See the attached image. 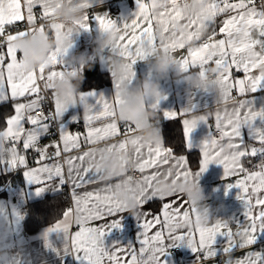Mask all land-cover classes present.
Wrapping results in <instances>:
<instances>
[{
    "label": "snow or ice",
    "instance_id": "snow-or-ice-1",
    "mask_svg": "<svg viewBox=\"0 0 264 264\" xmlns=\"http://www.w3.org/2000/svg\"><path fill=\"white\" fill-rule=\"evenodd\" d=\"M3 2L0 0V4ZM7 2L13 8L7 18L0 17V122L5 124L0 130V149L7 145L15 154L7 159L0 157V171L23 169L26 184L32 189L30 194L40 196L51 191L64 196L65 203L71 202L44 232L45 246L58 254L62 264L68 256L76 264H168L165 257L169 249L180 246L195 254L194 264H264V247L233 258L236 250L257 245L259 236L264 235V104L257 107L255 98L248 97L249 93L264 90V79L254 76L256 69L243 60L247 41H233L241 26L264 35V0H200L202 13L191 17L181 11L183 0H135V11L119 22L108 13H89L80 26L91 32L95 22L99 32L119 33L114 51L119 50L127 61L128 75L124 79L128 82L135 78L133 65L138 60L164 49L180 59L183 71L215 67L217 77L226 85V96H232L235 90L239 97H247L231 107L215 109V133L208 123L213 113L193 117V104L180 113L161 111L160 102L166 98L162 96L149 106L164 119L183 117L181 146L186 152L194 146L193 131L200 124L208 127L207 136L196 145L200 160L195 171L183 152L177 153L163 142H145L134 125L116 119V108L123 103L119 82L114 81L116 91L111 99L91 91L81 92L79 101L86 106L84 132L69 130L63 121L67 109L59 100H51L52 107L45 113L48 84L63 78L66 71L78 69L63 63L67 49L51 53L53 65L49 70L29 69L12 41L27 36L29 26L51 15L50 0ZM95 2L87 0L81 6L91 9ZM202 14L211 20L201 23ZM177 22L185 23L189 30L176 31ZM259 62L264 63V56ZM79 120L78 116L72 118L74 123ZM53 121L55 129L51 127ZM41 140L47 142L42 144ZM250 142H258L259 147ZM101 143L103 147H95ZM30 152L37 166H28ZM120 153L126 154L130 162V166L125 165V174L101 181L94 170L96 162ZM250 157H259V162L252 165L245 159ZM212 163L223 166L225 179L243 174L244 179L225 184L226 195L233 188L238 190L237 199L244 205L243 221L231 217L228 223L218 218L205 224L181 194H156L155 185L165 174L171 177L174 172L177 181L198 180ZM136 173L141 179L134 181ZM119 192L129 193L139 204L137 222L144 231L138 235V248L131 243L126 247L106 243L110 231L121 227L120 216L125 212L124 202L117 198ZM157 203L160 211L152 212L148 206ZM21 219L16 207L0 203V221L14 223V238L18 237ZM182 221L184 228L178 226ZM153 228L155 231L149 234ZM53 233L62 235L60 248L53 247L49 239ZM218 237L223 240L218 241Z\"/></svg>",
    "mask_w": 264,
    "mask_h": 264
},
{
    "label": "crops",
    "instance_id": "crops-1",
    "mask_svg": "<svg viewBox=\"0 0 264 264\" xmlns=\"http://www.w3.org/2000/svg\"><path fill=\"white\" fill-rule=\"evenodd\" d=\"M85 2H87V0H50L49 6L51 8V15L42 21H37L35 25H32V30L28 32L27 36H18L12 41L13 46L18 50L21 61L29 69H39L43 67L46 71L49 70L53 65L51 53L56 49H67L63 58V63L69 68H76L78 70L66 71L63 78H58L49 83V91L46 93L52 95L53 99L59 100L64 104L67 112L63 116V121L70 131H85L83 127V112L86 106L79 101L81 92L86 93L91 91L95 92L97 95L102 94L106 99H111L116 91L114 81L120 83V95L123 99V103L116 108V119L121 124L129 123L127 121L121 122L123 118L119 112L121 106L125 103L126 97L141 92L142 85L145 81L159 85L157 94L153 97H149L145 103L146 111L154 114V119H151L149 124L153 135L156 137V142L153 143L152 141L146 140L143 133L138 131V129H136V132L145 142L153 144L163 142L166 147H168L165 139L166 128L169 127L171 131L178 129L179 133L183 136V117L178 115L175 119L162 118V115L149 107L157 99L162 96L166 97L160 102L161 111H174L180 113L183 109L193 104L195 105V113H191L193 117L203 115L205 112H212L213 116L209 119L208 123L212 126L211 131L215 133V109L223 108L227 105L231 107V104L236 103L238 99L247 98L239 97L235 90H233L232 96H226V85L219 80L217 75L213 81H208L207 78L210 72L216 74L217 69L215 67L208 66L204 69L193 68L188 71H183L180 67V59L172 52L164 49L152 51L143 59L138 60L133 65L135 78L131 82H128L124 79L128 75L127 61L122 58L119 50L114 51V46L119 42V33L115 31L99 32L95 22L92 24L91 32L83 31L80 26L85 23L84 17L89 13H108L111 18L119 22L121 17H128L135 11V0H117L115 2H113V0H96L91 9L81 6ZM12 8L13 6L10 5L7 0H4V2L0 4V17L7 18ZM202 9L203 6L200 0H184L181 7L182 13L188 17L197 13H202ZM58 10H67L75 19H65L63 16H58ZM114 10L116 11L114 12ZM210 20V16L201 15V23ZM41 27L43 30H41ZM175 29L178 32H187L189 30L188 26L183 22H177L175 24ZM48 30L50 33H48ZM41 36L50 44V47L42 62L34 65L24 58L18 42H27ZM261 37H264V35L258 30L253 29L249 31L241 26L236 36L233 38V41L236 44L247 41L248 46L242 54L243 60L256 69L255 73H253L254 76L264 79V63L259 62L260 57L264 56V43L260 40ZM217 38L223 37L218 36ZM159 55H164L172 59L173 67L166 75L160 74L154 68L155 57ZM92 62L98 63L102 71L108 72L111 75L112 80L110 85L82 91L76 90L69 100L63 99L56 93L55 87L57 83L65 80H70L72 82V80L77 79L83 73L85 66ZM116 66H119L118 72ZM81 68L82 70H79ZM193 80L201 81L203 86L194 85ZM251 95L255 98L257 107L264 104V90L253 94L249 93L248 97ZM90 102L94 103L95 101ZM74 116L80 117L78 123L72 122ZM4 128L5 125L0 130ZM208 131L209 129L206 125L200 124L192 133L193 148L188 152H183L191 162L193 171L196 170V164H198L200 160V151L196 145L207 136ZM42 141L44 140H41V142ZM246 142H248L247 135ZM250 143H255V146L259 147L258 142ZM95 147H103V144L95 145ZM14 154V149L7 145L0 149V157L2 158L7 159ZM121 155L126 157V160L122 161L123 171L116 175V177H121L126 172L125 165L130 166L126 154H113L110 159L96 162L94 170L99 172V179L101 181L106 182L114 179L104 174L105 169H103L101 165L111 159L119 160ZM245 159L251 160L252 165L259 162V157ZM61 160H63V158H61ZM27 161L29 167L37 166L34 163L33 154L31 152L27 155ZM248 166L249 165L246 163V167ZM137 174L139 173L133 176L134 181L141 179V176L136 177ZM223 176V166L216 163L210 164L207 170L200 175L198 180L189 178L188 180L177 181L175 180L174 172L171 177L165 174L161 177L159 183L155 185L156 194L164 197L172 196L174 192L181 194L196 208L197 212L200 214L201 222L205 224L214 223L218 218L228 223L231 222V217L243 221L244 205L241 200L237 199L238 190L233 188L226 195L225 184L235 182L237 179H244V176L241 174L239 177L233 176L226 179L223 178ZM186 185H194L200 190V198L198 200L192 199L185 193ZM97 186L98 185H91L89 187ZM30 193H32V189L26 184L23 169L9 171L7 173L0 171V203L16 207L22 215L17 238H14L12 235L15 231L14 223L9 224L7 220L0 221V264H12L13 260L18 261V264H62V260L58 254L52 251L51 248L45 246L44 232L60 218L65 208L71 206V202L65 203L64 196H59L51 191H47L40 196ZM117 198L124 202L125 212L120 216L121 227L110 231L106 236V243L125 247L131 243L138 248V235L140 232L144 231L137 222V217L140 213L139 204L129 193L119 192L117 193ZM129 201L136 205L134 213L128 210ZM44 202H50L57 206L55 209L45 208L46 210H42V208L44 209L45 207L43 204ZM58 202L59 205L57 204ZM148 207L151 208L152 212L160 211L159 203L149 205ZM31 211H33V214L30 215ZM55 216H58L57 219ZM141 223H143V221H141ZM178 226L184 228L186 224L182 221ZM231 227L233 231L236 230L234 224L231 225ZM73 230H75V226ZM148 231L149 234H151L155 231V228L149 229ZM49 239L53 247H61L62 235L58 236L56 233H53L50 234ZM217 239L218 241L223 240L222 237H218ZM260 247H264V235L259 236L257 245L249 246L242 250H236L233 254V258L242 257L246 253L257 250ZM176 248L179 250L172 253ZM227 258V256L224 257V259ZM165 259L168 261V264H194L196 257L189 248L180 246L169 249V255H167ZM63 264H76V262L71 256H68L64 258ZM209 264H212V262L210 261Z\"/></svg>",
    "mask_w": 264,
    "mask_h": 264
},
{
    "label": "clouds",
    "instance_id": "clouds-1",
    "mask_svg": "<svg viewBox=\"0 0 264 264\" xmlns=\"http://www.w3.org/2000/svg\"><path fill=\"white\" fill-rule=\"evenodd\" d=\"M58 16H63L65 19H75L67 10H58ZM19 47L22 49L24 58L31 64H38L45 58V54L50 47V44L44 40V38L37 37L27 42H18ZM173 67L172 59L164 55L155 57L154 68L162 75H166ZM117 72L119 66H116ZM194 85L203 86L201 81L193 80ZM159 85L156 83L145 81L142 85V91L126 97L125 103L121 106L119 112L122 115V121L131 122L137 126L138 131H141L146 140L156 142V137L153 135L149 121L154 119V114L147 112L145 109V103L149 97H153L157 94ZM77 85L73 84L70 80L57 83L55 87L56 93L65 100H69L71 96L76 92ZM126 160V157L121 155L119 160L111 159L104 162L101 167L105 169V175L110 178H115L117 174L123 171L122 161ZM185 193L192 199L198 200L200 198V190L194 185H186ZM128 210L133 213L136 210V205L129 201Z\"/></svg>",
    "mask_w": 264,
    "mask_h": 264
},
{
    "label": "trees",
    "instance_id": "trees-1",
    "mask_svg": "<svg viewBox=\"0 0 264 264\" xmlns=\"http://www.w3.org/2000/svg\"><path fill=\"white\" fill-rule=\"evenodd\" d=\"M48 33L50 32L48 31ZM111 80L112 77L108 72L102 71L98 63L92 62L85 66L83 73L77 79L72 80V83L77 85V91H82L86 89L101 88L108 86L111 84ZM4 125V123L0 122V129ZM165 131V139L167 146L174 148L177 153L185 152V149L181 146L183 144L184 139L181 133H179V130L175 129L174 131H171V129L167 127ZM43 204L45 205V207L44 209L42 208V210H46L49 208L55 209L57 206L56 204H52L50 202H44ZM57 204L59 205V202ZM31 214H33V211L30 212V215ZM55 217L57 219L58 216Z\"/></svg>",
    "mask_w": 264,
    "mask_h": 264
},
{
    "label": "built area",
    "instance_id": "built-area-1",
    "mask_svg": "<svg viewBox=\"0 0 264 264\" xmlns=\"http://www.w3.org/2000/svg\"><path fill=\"white\" fill-rule=\"evenodd\" d=\"M115 1H117V0H113V2H115ZM183 1H184V0H183ZM115 11H116V10H114V12H115ZM31 30H32V27L29 26V27L27 28V32H31ZM48 31H49V30H48ZM260 40L264 43V37H261ZM215 77H216V74H215L214 72H210V73L208 74V78H207V80L211 82V81H213V80L215 79ZM45 95H47L49 99H48V100L46 101V103H45L44 111H45V112H48V111L50 110V108L52 107V101H51V100H53V97H52V95H50V94H48V93H45ZM128 124H132V123L129 122ZM132 125H134V124H132ZM134 126H135V125H134ZM51 127H52L53 129H55V128L57 127L55 121L51 122ZM213 128H214V127H213ZM135 129H137L136 126H135ZM52 138L55 139V137H52ZM45 142H47V141L44 140V141H42L41 143L43 144V143H45ZM49 151L51 152V149H50ZM62 158H63V157H62ZM136 177H140V174H137ZM178 250H179V249L176 248L175 250L172 251V253H175V252H177Z\"/></svg>",
    "mask_w": 264,
    "mask_h": 264
}]
</instances>
